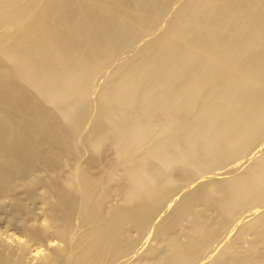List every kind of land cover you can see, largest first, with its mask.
<instances>
[{
	"label": "bare ground",
	"instance_id": "bare-ground-1",
	"mask_svg": "<svg viewBox=\"0 0 264 264\" xmlns=\"http://www.w3.org/2000/svg\"><path fill=\"white\" fill-rule=\"evenodd\" d=\"M0 264H264V0H0Z\"/></svg>",
	"mask_w": 264,
	"mask_h": 264
}]
</instances>
